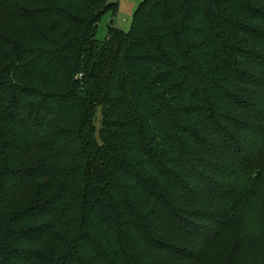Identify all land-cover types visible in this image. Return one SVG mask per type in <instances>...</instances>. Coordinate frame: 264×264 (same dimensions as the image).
<instances>
[{
  "label": "trees",
  "instance_id": "obj_1",
  "mask_svg": "<svg viewBox=\"0 0 264 264\" xmlns=\"http://www.w3.org/2000/svg\"><path fill=\"white\" fill-rule=\"evenodd\" d=\"M118 7L0 0V264H264V0Z\"/></svg>",
  "mask_w": 264,
  "mask_h": 264
},
{
  "label": "rangeland",
  "instance_id": "obj_2",
  "mask_svg": "<svg viewBox=\"0 0 264 264\" xmlns=\"http://www.w3.org/2000/svg\"><path fill=\"white\" fill-rule=\"evenodd\" d=\"M119 7L117 11H109L103 14L100 23L98 25V30L96 34V39L100 42H106L109 39L110 29L117 28L126 33L130 32L133 26L134 17L137 9L140 7L144 0H118ZM4 106H10V102L4 103ZM9 113V111H6ZM102 115L101 109L98 108L95 111V117L93 118V124L97 131L101 128ZM79 138V137H77ZM81 149V142L75 143L73 147L74 155L64 162L63 168L60 172L61 177L69 176L72 177L74 182L80 179L82 168L79 164L78 153ZM37 187L39 183L35 184ZM37 189L36 187H31L29 189L28 195L30 197L34 196ZM27 193V192H26ZM24 194V198L26 197ZM198 264H229V256H226L218 248L213 247L211 249V254L209 260L206 262H199Z\"/></svg>",
  "mask_w": 264,
  "mask_h": 264
}]
</instances>
